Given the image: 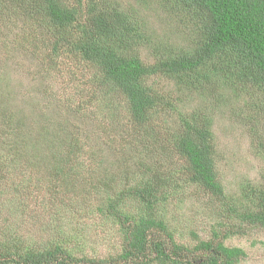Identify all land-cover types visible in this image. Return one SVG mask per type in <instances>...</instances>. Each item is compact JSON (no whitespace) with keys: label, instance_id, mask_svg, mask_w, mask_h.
<instances>
[{"label":"rangeland","instance_id":"obj_1","mask_svg":"<svg viewBox=\"0 0 264 264\" xmlns=\"http://www.w3.org/2000/svg\"><path fill=\"white\" fill-rule=\"evenodd\" d=\"M14 1L0 3V171L6 178L3 190L0 186V238L8 224L6 230L33 248L60 236L74 257H115L123 237L106 210L107 200L155 176L166 200L153 214L163 219L177 244L193 249L195 237L209 240L215 229L220 235L215 240L242 248L236 264H264V227L237 216L250 206L247 191L264 186V110L257 108L254 87L224 86V72L218 71L216 88L201 93L183 90L168 75H154L148 83L178 100L174 110L158 108L150 125L154 135L146 138L142 130L134 133L122 95L114 91L106 97L91 78L92 69L67 49L53 56L57 65L52 70L38 73L52 56L51 23L34 15L29 4ZM111 1L128 9L151 33L140 49L149 63L156 49L188 50L197 41L192 20L175 11L171 0ZM83 102L93 115L74 112ZM193 113L208 119L223 197L189 183L186 160L161 145L180 117ZM71 137L81 142L78 159L87 167L73 169L59 182L50 177L62 164L58 158L65 155ZM13 196L24 203V210L7 208ZM121 200L124 211L140 209L134 196Z\"/></svg>","mask_w":264,"mask_h":264},{"label":"trees","instance_id":"obj_2","mask_svg":"<svg viewBox=\"0 0 264 264\" xmlns=\"http://www.w3.org/2000/svg\"><path fill=\"white\" fill-rule=\"evenodd\" d=\"M171 1L175 11H184L192 20L197 41L192 42L188 50L156 49L152 63L142 58L140 51L151 39V33H147L145 26L115 1L14 2L29 4L34 15L51 23L52 56L47 57L48 65L43 63L44 68L41 67L38 73L52 70L57 65L53 56L57 57L61 48L67 49L92 69L91 78L106 97L114 91L122 95L135 123L134 133L142 130L146 138L154 135L150 125L155 121L158 108L163 111L175 108L177 96L159 92L148 83L149 78L159 74L175 78L183 90L194 88L204 93L210 86L211 90L216 88L219 79H215V72L223 71L221 84L229 88L238 85L243 89L254 87L252 94L259 98L257 108L264 110V0ZM85 104L75 105L74 112L81 116L93 115L92 110L83 106ZM208 126L203 113L180 117V122L172 127L165 140L166 144L161 145L186 160L189 183L220 198L223 197V188L214 165L212 133ZM67 146L65 155L58 158L62 164L56 166L50 177L54 176L59 182L73 169L85 170L87 167L78 159L83 154L78 138L71 137ZM69 154L71 158L67 159ZM5 181V174L0 171L2 190ZM159 181L155 176H148L140 187H129L125 192H119L118 198L107 200L106 210L118 222L123 237L117 256L102 259L74 257V251L66 247L67 240L60 236L33 248L16 234L14 237L6 230L9 225L4 224L6 232L0 238V264H236L244 254L242 248L215 240L220 237L215 229L209 240L195 237L197 241L193 249L175 242L163 219L153 214L157 205L166 200L165 189ZM128 195L138 200L136 203L140 209L136 213L120 207L121 199ZM247 196L250 206L239 213L238 218L264 227V186L249 189ZM10 205L15 211L25 209L21 200L16 202L15 196L8 201L7 208ZM155 231L158 235L154 234ZM163 233L164 238L160 235ZM191 254L190 260L188 256Z\"/></svg>","mask_w":264,"mask_h":264}]
</instances>
